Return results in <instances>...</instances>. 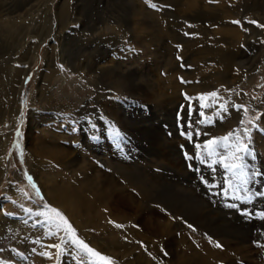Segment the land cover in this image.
<instances>
[{
  "label": "rangeland",
  "instance_id": "rangeland-1",
  "mask_svg": "<svg viewBox=\"0 0 264 264\" xmlns=\"http://www.w3.org/2000/svg\"><path fill=\"white\" fill-rule=\"evenodd\" d=\"M65 1L0 0V140L4 142L0 146L5 148L6 168L5 182L0 184V210L4 212L0 264H172L168 247L175 248L176 243L188 244V257H205L199 260L201 264L248 263L245 244L235 238L239 235L224 233L223 238L191 218L213 214L245 230L264 221V33L258 34L259 23L250 11L254 2L264 10V0H88L89 5L87 0ZM62 5L68 17L60 11L65 8ZM216 7L226 12L220 15ZM65 18L70 21L67 28ZM225 22L239 34H248L234 44L240 51L239 65L219 79L207 66L212 58L201 52L214 44L213 33L219 28L214 24ZM37 42L36 59L24 63L22 57ZM59 44L69 48L65 54L72 63L78 59L71 67L63 62ZM97 61L116 67L127 77L126 83L119 89L103 84L96 94L89 78L81 80L76 71H83L76 66L85 62L92 71ZM47 67L54 72L53 88L40 105L31 92L37 75ZM29 69L26 89L20 95V114L11 123L4 115L12 99L8 100L5 76L12 72L16 80ZM143 91L150 98L139 93ZM110 102L117 106L115 118L106 108ZM31 122L37 126L35 135L52 126L49 129L63 136L61 147L74 151L76 158H85L89 174L94 165L112 176L118 190L128 191L139 207L134 204L132 210L119 212L111 207L110 212V207L100 203L101 217L92 214L84 228L78 227L63 208L50 202L39 174L32 169ZM48 162L43 166L72 186L83 176L79 172L70 176L65 165ZM124 168L131 170L130 176ZM123 212L130 219H119ZM168 224L174 230L161 238L156 232ZM252 230L258 234L249 243L252 252L264 251V224Z\"/></svg>",
  "mask_w": 264,
  "mask_h": 264
},
{
  "label": "bare ground",
  "instance_id": "bare-ground-1",
  "mask_svg": "<svg viewBox=\"0 0 264 264\" xmlns=\"http://www.w3.org/2000/svg\"><path fill=\"white\" fill-rule=\"evenodd\" d=\"M11 1V0H10ZM21 1V0H19ZM46 1V0H45ZM49 1V0H48ZM67 1V0H66ZM65 1V2H66ZM86 1V0H85ZM191 1V0H190ZM234 1V0H233ZM23 2V1H22ZM69 2V1H68ZM82 2V1H81ZM88 2V0H87ZM193 2V1H191ZM243 2V1H242ZM245 2V0H244ZM247 2V1H246ZM4 3V2H3ZM64 3V2H63ZM94 3V2H93ZM235 3V2H234ZM249 4V2H247ZM5 4V3H4ZM61 4V3H60ZM90 3L88 2V5ZM244 4V3H243ZM3 5V4H1ZM19 5V4H18ZM65 5V3H64ZM87 5V6H88ZM230 5V4H229ZM22 7V4L20 5ZM70 6V5H69ZM260 6V3L256 4V2L253 3V5L251 6V13H253V17L254 19H256L259 23V25H257V28L258 29V34H261V32L264 33V29L262 26H264V10L263 8L259 7ZM11 7V6H10ZM8 7V8H10ZM20 7V8H21ZM38 7V6H37ZM62 8L63 5L61 6ZM68 7V6H67ZM132 7V5H131ZM19 8V7H18ZM66 8V7H65ZM60 9V11L64 12V16H67L68 17V10L67 8L66 9ZM70 8V7H69ZM217 8V7H216ZM7 9V8H6ZM4 9V10H6ZM85 9V8H84ZM97 9V8H96ZM105 9V8H104ZM108 9V8H107ZM141 9V7H140ZM220 8H217V13H219V11L221 12L220 15H223L224 10H219ZM224 9V8H222ZM14 10V8H13ZM12 10V11H13ZM18 11V10H17ZM58 11V10H57ZM56 11V12H57ZM84 11H87L86 9ZM89 11V10H88ZM99 11V10H98ZM97 11V12H98ZM111 11V9L109 10ZM9 12V11H8ZM70 12V11H69ZM91 12V11H89ZM103 12V10H102ZM108 12V11H107ZM231 12V11H230ZM14 13V12H13ZM80 13V11H79ZM104 13V12H103ZM232 13V12H231ZM19 14V12H18ZM24 14V13H23ZM67 14V15H66ZM82 14V12H81ZM92 14V13H90ZM105 14L107 15V13L105 12ZM104 14V15H105ZM110 14V13H109ZM115 14V12L113 13ZM212 14V13H211ZM246 14V13H244ZM3 15V14H2ZM100 15V14H99ZM117 15V14H116ZM219 15V14H218ZM237 15V14H236ZM235 15V16H236ZM4 16V15H3ZM88 16V15H86ZM101 16V15H100ZM109 16V15H108ZM118 16V15H117ZM9 16H7L8 18ZM11 17V16H10ZM16 17V16H15ZM79 17V16H78ZM102 17V16H101ZM206 17V16H205ZM212 17V16H211ZM224 17V16H222ZM12 18V17H11ZM81 18V17H80ZM83 18L84 17V14H83ZM90 18V16H89ZM92 18V17H91ZM110 18V17H109ZM112 18H113V15H112ZM117 18V17H116ZM2 19V17H0V20ZM74 19V18H73ZM87 19V18H86ZM105 19V18H104ZM118 20L120 18H117ZM206 19V18H205ZM215 19V17H214ZM217 19H220L219 16ZM65 22H64V27H66L68 24H69V20L68 19H64ZM93 20V19H92ZM103 20V19H102ZM115 20V19H114ZM142 20V19H141ZM144 20V19H143ZM142 20V21H143ZM223 20V19H222ZM13 21V20H12ZM20 21V20H19ZM58 21V20H57ZM75 22H77L76 20H74ZM101 21V20H100ZM110 21V20H109ZM113 21V19H112ZM117 21V20H116ZM141 21V23H142ZM226 21V20H225ZM9 22V21H8ZM11 22V21H10ZM59 22V21H58ZM98 22V21H97ZM104 22V20H103ZM108 22V21H107ZM216 22V21H215ZM16 23V22H15ZM90 23V22H89ZM218 23V22H217ZM221 23V22H220ZM54 24V22H53ZM79 24V23H78ZM111 24V23H110ZM209 24V23H208ZM58 25V24H57ZM98 25V24H97ZM112 25V24H111ZM129 25V24H128ZM134 25V24H133ZM147 25V24H146ZM214 28L219 26L218 29H215L213 33L214 35V38H213V46L211 47V49L209 51H203L201 52V54H206V55H209L212 60L210 61L209 64H207V66H210L211 68H213L215 71H216V75L218 76V78H223L224 76H227L228 73H230L231 71H233L234 69V66L236 64L239 65L240 63V51L238 48H235V45L236 42H240V40H242V38L244 37H247V34L248 32H244L245 34H239L235 28H232V25L230 23H226L225 24H214ZM52 26H55L52 25ZM105 26V25H104ZM103 26V27H104ZM213 26V25H212ZM12 27V26H11ZM22 27V26H21ZM31 27V26H30ZM35 27V26H34ZM85 27V25H84ZM96 27V26H95ZM98 27V26H97ZM107 27H108V23H107ZM126 27V26H125ZM128 27V26H127ZM126 27V28H127ZM221 27V28H220ZM46 28V27H45ZM44 28V29H45ZM55 28V27H54ZM61 28V27H60ZM67 28V27H66ZM87 28V27H86ZM129 28V27H128ZM131 28V27H130ZM203 28V27H202ZM31 29V28H30ZM43 29V27H42ZM56 29V28H55ZM64 31H65V28H63ZM90 29V28H89ZM53 30V29H52ZM112 30V28H111ZM204 30V29H203ZM29 31V30H27ZM60 31L62 32V30L60 29ZM93 31V30H92ZM99 31V30H98ZM102 31V29H101ZM114 31H116L114 29ZM6 32V30H5ZM85 32V31H84ZM97 32V30H96ZM96 32H93V33H96ZM103 32L104 29H103ZM240 32V31H239ZM8 34V32H6ZM15 33V31H14ZM60 33V32H59ZM63 33V32H62ZM114 33V32H113ZM4 34V33H3ZM12 34V33H11ZM16 34V33H15ZM14 34V35H15ZM54 34V33H53ZM58 34V32H57ZM56 34V35H57ZM61 34V33H60ZM100 34V33H99ZM105 34V33H104ZM117 34V33H116ZM206 34V33H205ZM225 34H231V37H227V36H224ZM108 35V34H107ZM115 37L116 35L113 34ZM219 35V36H218ZM19 36V35H18ZM94 36V34H93ZM101 36H104L103 33ZM111 36V34L109 35ZM7 37V36H5ZM17 37V36H16ZM24 37V36H23ZM99 37V35H98ZM97 37V38H98ZM112 37V36H111ZM18 38V37H17ZM30 38V37H29ZM102 38V37H101ZM114 39V37H112ZM111 38V39H112ZM117 38V37H116ZM223 38V39H222ZM46 39V38H45ZM95 39V38H94ZM92 39V40H94ZM110 39V38H109ZM112 39V40H113ZM7 40V39H6ZM104 40V39H103ZM115 40V39H114ZM84 41V39H83ZM66 42V41H65ZM81 42V41H79ZM113 42V41H112ZM115 42V41H114ZM32 43V42H31ZM59 43V42H57ZM64 43V42H63ZM91 43V42H90ZM95 44V42H93ZM62 44V42H61ZM59 44L61 47L62 45ZM78 44V43H77ZM80 44V43H79ZM89 44V42H88ZM103 44V43H102ZM112 44V43H111ZM65 45V44H64ZM83 45V43H82ZM85 45V44H84ZM87 45V44H86ZM25 46V45H23ZM42 46V45H41ZM66 46V45H65ZM92 46V45H91ZM88 47L87 49L89 48H92V47ZM102 46V45H101ZM100 46V47H101ZM52 47V46H51ZM83 47V46H82ZM21 48L22 46L19 48L18 50V53L21 52ZM54 48V46H53ZM55 48H56V43H55ZM59 48V47H58ZM52 49V48H50ZM69 48H63L62 47V54H61V58L63 59V62H69L70 63V67H71V64L74 65V63H76L78 61V59L74 57L75 61H73V63L71 62L72 59L71 57H68L65 52H68ZM84 49V48H83ZM86 49V50H87ZM100 49V48H99ZM98 49V50H99ZM61 50V49H60ZM97 50V48H96ZM95 50V51H96ZM55 51V49H54ZM85 51V50H84ZM92 51V50H91ZM90 51V52H91ZM94 51V50H93ZM37 52H38V42L36 44H33V47L28 50L26 52V54L22 57L23 58V62L26 63V64H31L32 60L35 58L36 59V56H37ZM70 52V51H69ZM99 52V51H98ZM17 53V54H18ZM100 53V52H99ZM239 53V55L237 56V54ZM91 55V54H90ZM50 53H49V50L48 52L46 53V60L49 61L50 60ZM13 57V56H12ZM60 57V56H59ZM79 58V57H78ZM21 60V59H20ZM14 61V60H13ZM62 61V60H61ZM79 61H80V58H79ZM12 61H10L11 63ZM14 64V62H12ZM22 63V62H21ZM50 64V62H48ZM79 63V62H78ZM9 64V63H8ZM78 65V64H77ZM68 66V65H67ZM89 67V64L87 65ZM118 66V65H117ZM11 67V66H10ZM14 67V66H13ZM66 67V66H65ZM94 67L96 68L95 70H87L86 68V64L85 62L84 63H79L78 66H76V68H78V70L80 71H83L82 73L76 71L79 75V77H87L89 78L90 80V83H91V86H93L95 88V93L98 94L100 93V91L102 90V85L104 84H108L110 87V89H119V85H124L126 83L127 80H125V78L127 77H123L120 73H119V70L114 67L112 64H109L108 65H102L101 64V61H97V63L94 65ZM67 68V67H66ZM71 69V68H70ZM14 70V69H13ZM20 70V69H17V71ZM73 70V68L71 69ZM16 71V70H14ZM56 71V70H55ZM60 71V70H59ZM74 71V70H73ZM97 71V72H96ZM25 72H30V69L29 70H26V71H23L20 76H18V78L15 80L14 79V73H9L8 75L5 76V79H6V82H7V85L6 88H9L7 91L9 92V96H8V100H9V97L12 98L11 100H9L8 102V107H7V111L6 113H4L5 115V120L9 121V122H15L20 114V101H21V98H20V95L24 93V90L26 89V75H25ZM58 72V71H57ZM75 72V73H76ZM122 72V71H121ZM227 72V73H226ZM126 73V72H125ZM57 75L59 73H56ZM222 74L224 76H222ZM125 75V74H124ZM0 76H1V72H0ZM37 79H36V82H35V89L32 90V98H33V101H35L36 103H39L41 105V103L43 102V100L45 99L46 96H48V92H49V88H53L52 87V79L54 77V72H50L48 67H47V71L45 70L44 73H40L37 75ZM126 76V75H125ZM23 77V78H22ZM63 78V77H62ZM81 79V80H84V79ZM129 78V76H128ZM86 79V78H85ZM132 79V78H131ZM61 80V79H60ZM87 80V79H86ZM67 81V80H66ZM70 81V80H69ZM85 81V80H84ZM64 82V81H63ZM88 82V81H87ZM73 83V82H72ZM69 84V83H68ZM87 84V83H85ZM89 84V82H88ZM90 85V84H89ZM31 91V90H30ZM7 92V93H8ZM35 93V95H34ZM139 93H142L144 97H147V98H150L151 94L149 95L148 93H146L145 91L143 92H139ZM153 98V97H152ZM112 101V100H111ZM100 103V102H99ZM112 102H110L108 105H106V108L109 110V114L111 115V118L114 117L115 118V113H117V106H114L113 104H111ZM105 104V103H104ZM88 106V105H87ZM98 106V105H96ZM103 104L101 105L100 103V107H102ZM42 108V107H41ZM104 106L102 107V109L104 110ZM76 109V108H75ZM87 109V108H86ZM85 109V110H86ZM91 109V108H90ZM89 110V109H88ZM101 110V109H100ZM106 110V109H105ZM91 112V111H90ZM103 112V111H102ZM33 114V113H32ZM38 114V113H37ZM40 114V113H39ZM64 114V113H63ZM87 114V113H86ZM31 115V114H30ZM36 115V114H35ZM45 115V114H44ZM114 115V116H113ZM241 111L239 112V117L241 116ZM2 116V115H1ZM40 116L42 117V114H40ZM66 116V115H65ZM104 116V115H103ZM117 116V115H116ZM119 116V115H118ZM73 117H74V114H73ZM108 117V116H107ZM106 117V118H107ZM31 118V116H30ZM34 118V116H33ZM32 118V120H33ZM37 118V116H36ZM51 118V116H50ZM68 118V117H67ZM3 119V118H2ZM44 119V118H42ZM47 119V118H46ZM45 119V120H46ZM70 119V118H69ZM101 119V118H100ZM109 119V118H108ZM240 118H237V121L235 122H238ZM38 120V119H37ZM51 120V119H50ZM49 120V121H50ZM44 121V120H42ZM60 121V120H58ZM104 121V120H103ZM33 122V121H32ZM31 122V125H30V131L28 132L29 135H28V145H29V151L31 152L30 154L33 157V165H32V169H34V171H37V173L39 174V179H40V185L43 187L45 193L48 195V199L50 200L51 203L53 204H56L59 206V208H63L67 214H69V216L71 217V219L74 220L75 224L80 227V228H84L85 227V222H87L86 220L93 214L96 215V216H100L101 217V211H100V203H103L106 207H110V212L112 208H116L115 211H120L124 208H131L135 203L133 201H136L135 199L132 198V196L129 194L128 191H124V190H118V185H117V182L113 179L112 176L110 175H106L98 170H96V168L94 167V165H91L90 166V169H91V173L89 174L87 171H86V160L85 158H82V157H78L76 158L75 155H74V151L71 152L63 147L62 144L59 142L60 137L61 135H59V133L57 134L56 131H54L53 129H49V128H52L51 127H47L45 129H42L40 134L39 135H35L34 133V130L37 126L34 125V123ZM35 122V121H34ZM87 122V121H86ZM85 122V123H86ZM4 123V122H3ZM39 123V122H38ZM58 123V122H57ZM56 123V124H57ZM84 123V124H85ZM101 123V122H100ZM40 124V123H39ZM44 124V123H43ZM41 124V125H43ZM70 124V123H69ZM122 124V123H121ZM237 124V123H236ZM40 125V126H41ZM58 125V124H57ZM62 126V124H61ZM55 127V126H54ZM63 127V126H62ZM61 127V128H62ZM72 127V126H71ZM55 129V128H54ZM64 129V127H63ZM61 129V130H63ZM72 129V128H71ZM60 130V131H61ZM75 130V129H74ZM73 130V131H74ZM68 131V130H67ZM64 132V131H63ZM75 133V132H74ZM64 134V133H62ZM66 134V133H65ZM72 136V135H70ZM4 137V136H3ZM7 137V135H6ZM6 142H8V140L6 139ZM0 143H4V142H1L0 140ZM48 143H52V145H48ZM0 144V145H2ZM4 145V144H3ZM2 145V146H3ZM7 145V144H6ZM5 148L2 149V147L0 146V184H2V182H5L3 181V177L5 176L6 174V168H5V165H4V156H5ZM92 154V152H91ZM80 155V154H79ZM30 156V157H32ZM106 156V154H105ZM109 156V154H108ZM110 158V157H109ZM31 160V159H30ZM112 160V159H111ZM50 161L51 163H55L56 165H65L66 167L65 170H70L69 174L70 176H74L76 173H80L81 175H83L81 178L80 177H77L74 181L76 182L75 184H73V186L69 183H67V180L65 177H62V176H55L52 174L51 171H49L48 169H46L44 166L46 165V163ZM48 162V163H50ZM52 163V164H53ZM113 163V162H112ZM44 164V166H43ZM73 165V166H71ZM113 165V164H112ZM116 165V164H114ZM123 165V164H122ZM120 166V165H119ZM118 166V167H119ZM127 166V165H126ZM40 167V168H39ZM116 167V166H115ZM122 167V166H121ZM53 168V167H52ZM109 168V167H108ZM113 168V167H112ZM117 168V167H116ZM115 168V169H116ZM120 168V167H119ZM118 168V169H119ZM123 170L125 173H127V175H131V170L128 168V169H121ZM134 170V169H133ZM116 171V170H115ZM122 172V171H120ZM123 172V173H124ZM138 172V171H137ZM60 174L59 175H62L61 171L59 172ZM136 173V172H134ZM117 174V173H116ZM67 175V174H65ZM133 175V174H132ZM140 175V174H139ZM68 176V175H67ZM78 176V175H77ZM138 175H136L135 177L137 178ZM61 177V179H60ZM128 177V176H127ZM134 177V178H135ZM59 178V180H58ZM130 179V177H129ZM132 180V179H131ZM149 184V183H148ZM143 185H144V182H143ZM122 186V185H121ZM148 186V185H147ZM149 187V186H148ZM150 188H152V184L150 186ZM120 189V188H119ZM19 194V193H18ZM17 194V195H18ZM184 196H186L187 198L191 197L193 198V196L190 194V195H187V194H184ZM183 196V197H184ZM135 197V196H134ZM197 201V198L195 199ZM2 201V200H1ZM137 202V201H136ZM99 203V205H98ZM118 204V205H117ZM139 204V203H138ZM0 205H2V203H0ZM103 205V207H104ZM120 205V206H119ZM137 207V205L135 204L134 207ZM182 206V205H181ZM178 208V211L181 210L180 207ZM112 207V208H111ZM139 207V205H138ZM137 207V208H138ZM128 209V210H129ZM206 209H208L206 207ZM107 210V209H106ZM132 210V208H131ZM149 210V209H148ZM123 211V210H122ZM124 211H127V210H124ZM152 211V210H151ZM104 212V211H103ZM109 212V213H110ZM150 212V211H149ZM148 212V213H149ZM4 213V212H3ZM3 213L2 211L0 210V221H3L4 219V216H3ZM105 213V212H104ZM117 213V212H116ZM116 213H115V216H116ZM122 213V212H120ZM147 213V214H148ZM128 214V213H126ZM124 212H123V215L122 217H119L120 218H125L127 217V219L130 217V215H126ZM137 214V213H136ZM152 214V212H151ZM156 214V213H155ZM105 215V214H104ZM103 215V216H104ZM112 215V213H111ZM131 215H132V212H131ZM135 215V214H134ZM149 215V214H148ZM114 216V215H113ZM114 216V217H115ZM118 216V214H117ZM120 216V214H119ZM124 216V217H123ZM153 216V215H152ZM95 217V216H94ZM106 217V215H105ZM137 217V216H136ZM159 217V216H158ZM108 218V217H107ZM110 218V217H109ZM154 218V217H153ZM95 219V218H94ZM93 219V220H94ZM117 219V218H115ZM121 219V220H123ZM130 219V218H129ZM132 219V218H131ZM135 219V217H134ZM193 219L192 221H195L197 224H201V226H203L204 228H207L211 231H213L215 234L218 233V235L221 234V236H223V238L226 236L224 233H231L233 234V236L235 235H239V237H235L237 238V240L239 239L243 244H245L244 246H246L245 250H246V254H249L247 256H245L244 260L246 259L248 263L246 264H264V251H259V252H256V253H253L252 252V248H254L253 246H250L249 243L251 242H254L255 241V238H257L256 234L253 233V228H257L258 226L264 224V221H261L260 223H257V224H253L251 225V227H246V230L245 228L243 227H240V226H237L236 224H233L231 223L230 220H224L225 218H221L217 215H213V214H208V215H205V216H200V217H193L191 218ZM227 219V218H226ZM89 220V219H88ZM98 220V219H97ZM96 220V221H97ZM101 220V219H100ZM106 220V219H104ZM111 220L112 217H111ZM145 220V219H144ZM94 221V222H96ZM103 221V220H101ZM100 221V222H101ZM125 222V220H123ZM127 221V220H126ZM136 222V219L134 220ZM148 221V220H147ZM146 221V222H147ZM156 221V220H155ZM154 221V222H155ZM191 221V222H192ZM93 222V221H92ZM99 222V221H98ZM99 222V224H100ZM107 222V220H106ZM111 222V221H110ZM109 222V223H110ZM117 222V221H116ZM143 222V221H142ZM144 222V223H146ZM153 222V223H154ZM158 221H156V225L158 224L157 223ZM195 222L193 224H195ZM55 224V223H54ZM105 224V223H104ZM123 224V222H122ZM130 224V223H129ZM143 224V223H142ZM151 223H149V226H150ZM160 225V224H159ZM5 226V225H4ZM61 226V225H60ZM92 226V225H91ZM100 226V225H99ZM109 226V225H108ZM129 226V225H128ZM127 226V227H128ZM153 226V225H152ZM104 227V226H103ZM147 227V226H146ZM158 228V227H157ZM172 226L170 224H168L167 227H159V231L156 232V229H155V232L158 233L159 236H161V238H164V237H167L169 234H171L174 230L171 229ZM99 229H102V228H99ZM135 229V228H134ZM149 229V228H148ZM79 230V229H78ZM128 230V229H127ZM158 230V229H157ZM170 230L172 231L170 233ZM208 230V231H209ZM80 231V230H79ZM87 232H89V230H86ZM92 231V230H91ZM210 231V232H211ZM86 232V233H87ZM114 232V231H113ZM131 233L133 232L132 230L130 231ZM56 233V232H55ZM81 233V232H80ZM84 232H82L83 234ZM112 233V231H111ZM110 233V234H111ZM220 233V234H219ZM62 234V233H61ZM85 234V233H84ZM113 234V233H112ZM139 235V233H137ZM53 235V234H52ZM137 235V236H138ZM157 235V234H156ZM252 235H255L252 237ZM232 236V237H233ZM86 237V236H85ZM219 237V236H217ZM142 238V237H141ZM145 238V237H144ZM228 238V237H227ZM259 238V237H258ZM184 239V240H182ZM181 240L182 241H185L186 238H182ZM145 240V239H144ZM187 240V239H186ZM48 241V239H47ZM53 242V241H52ZM166 242V241H165ZM174 242V241H173ZM187 242V241H186ZM191 242V241H189ZM231 242V241H230ZM50 243V242H49ZM164 243V242H163ZM172 243V242H171ZM166 244V243H165ZM170 244V243H169ZM179 244V243H178ZM176 243L175 245V248H172V247H168V250H170L171 254V260H172V264H201L199 260H198V257H195L192 255V257H188V255H186L185 253V249L187 247L188 244L186 243H181L180 245H178ZM190 244V243H189ZM48 245V244H47ZM164 245V244H163ZM174 245V244H173ZM53 246V245H52ZM58 246V245H57ZM48 247V246H46ZM116 247V246H115ZM118 247V246H117ZM56 249V248H55ZM164 249V248H163ZM240 249V248H239ZM123 250V249H122ZM47 251V250H46ZM165 251V249H164ZM187 251V250H186ZM124 252V251H123ZM169 252V251H168ZM243 252H244V249H243ZM198 253V252H197ZM56 254V253H55ZM167 254V253H165ZM48 255V254H46ZM54 255V254H53ZM130 255V254H129ZM50 256V255H49ZM185 256V257H184ZM200 256H202L200 254ZM205 256V255H203ZM241 256V255H240ZM243 256V255H242ZM50 258V257H49ZM205 258V257H204ZM203 258V259H204ZM243 258V257H242ZM202 259V260H203ZM130 260V259H129ZM201 260V261H202ZM231 260V259H230ZM236 261V260H235ZM46 262H47V259H46ZM66 262V261H65ZM64 262V263H65ZM132 262V261H131ZM171 262V261H170ZM203 262V261H202ZM230 262V261H229ZM233 262V261H232ZM67 263V262H66ZM137 263V262H136ZM207 263V262H206ZM50 264V263H48ZM55 264V263H54ZM145 264V262H144ZM148 264V263H146ZM236 264V263H235Z\"/></svg>",
  "mask_w": 264,
  "mask_h": 264
}]
</instances>
